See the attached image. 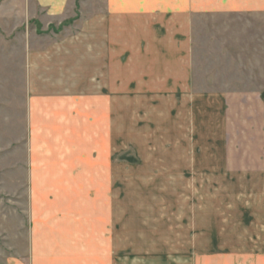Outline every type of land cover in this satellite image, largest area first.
Instances as JSON below:
<instances>
[{
    "label": "rangeland",
    "instance_id": "obj_1",
    "mask_svg": "<svg viewBox=\"0 0 264 264\" xmlns=\"http://www.w3.org/2000/svg\"><path fill=\"white\" fill-rule=\"evenodd\" d=\"M81 1L50 22L0 18V264L27 255L31 229L46 209L56 208L52 199L61 190L60 184L34 181L40 166L25 114V37L35 30L42 37L82 30L79 18L95 7ZM181 1L167 9L188 15L190 92L124 102V114L111 125L109 182L82 191L90 198L86 234L248 240L258 248L264 208V0ZM5 3L0 0V12ZM165 7L157 5L153 14ZM173 25L185 31L184 21ZM76 198L65 207L72 210ZM47 217L52 228L55 222Z\"/></svg>",
    "mask_w": 264,
    "mask_h": 264
},
{
    "label": "crops",
    "instance_id": "obj_2",
    "mask_svg": "<svg viewBox=\"0 0 264 264\" xmlns=\"http://www.w3.org/2000/svg\"><path fill=\"white\" fill-rule=\"evenodd\" d=\"M5 1L8 8L0 18L21 22L54 21L77 5V0ZM131 1L82 0L85 7H95L79 18L82 30L43 37L35 30L25 37V114L40 166L34 181L57 183L61 190L52 199L56 208L46 209L31 229L27 255L8 264H264V208L258 248L248 240H126L86 234L90 198L82 191L109 182L115 141L111 125L124 114V102L187 95L192 86L188 15L167 9L184 3ZM157 5L166 9L153 14ZM174 21H184L185 31H174ZM76 197L72 210L67 209L66 201ZM47 215L55 222L52 228H47Z\"/></svg>",
    "mask_w": 264,
    "mask_h": 264
}]
</instances>
